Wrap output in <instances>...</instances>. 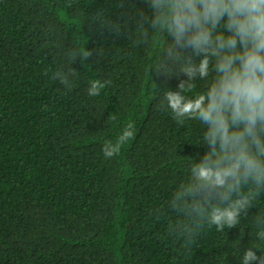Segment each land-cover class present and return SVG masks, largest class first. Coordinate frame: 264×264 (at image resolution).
I'll list each match as a JSON object with an SVG mask.
<instances>
[{
	"label": "trees",
	"instance_id": "16d2710c",
	"mask_svg": "<svg viewBox=\"0 0 264 264\" xmlns=\"http://www.w3.org/2000/svg\"><path fill=\"white\" fill-rule=\"evenodd\" d=\"M100 10L127 31L93 22ZM141 10L143 0H0V264H238V247L258 244L264 193L236 227L197 228L183 193L203 128L159 106L157 86L178 80L150 70L158 40L133 43ZM70 50L90 55L71 62L68 91L53 76ZM129 122L133 136L105 158Z\"/></svg>",
	"mask_w": 264,
	"mask_h": 264
},
{
	"label": "clouds",
	"instance_id": "9594fccd",
	"mask_svg": "<svg viewBox=\"0 0 264 264\" xmlns=\"http://www.w3.org/2000/svg\"><path fill=\"white\" fill-rule=\"evenodd\" d=\"M148 11L135 14L134 44L159 41L150 70L165 84L157 86L159 106L182 123L194 118L203 128L202 155L192 158L183 193L198 217L218 231L236 227L242 213L264 193V0H143ZM116 34L127 25L100 10L94 21ZM133 33V32H132ZM89 52L70 50L69 64L53 78L71 91L78 73L70 64ZM199 83L201 90L186 95ZM104 83H90L89 96L100 94ZM134 134L131 122L115 142L102 146L105 158L118 154ZM251 228L257 245L241 250L238 264H264V213ZM193 232L190 235H195ZM260 253L261 255H258Z\"/></svg>",
	"mask_w": 264,
	"mask_h": 264
}]
</instances>
